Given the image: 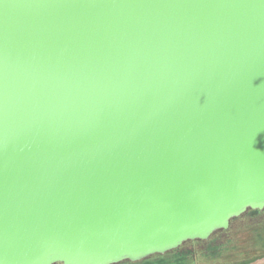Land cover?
Instances as JSON below:
<instances>
[{
    "label": "water",
    "instance_id": "1",
    "mask_svg": "<svg viewBox=\"0 0 264 264\" xmlns=\"http://www.w3.org/2000/svg\"><path fill=\"white\" fill-rule=\"evenodd\" d=\"M264 210V0H0V264H118Z\"/></svg>",
    "mask_w": 264,
    "mask_h": 264
},
{
    "label": "rangeland",
    "instance_id": "2",
    "mask_svg": "<svg viewBox=\"0 0 264 264\" xmlns=\"http://www.w3.org/2000/svg\"><path fill=\"white\" fill-rule=\"evenodd\" d=\"M176 252L153 255L138 262L118 264H264V210H248L231 220L223 235L211 236L203 242L188 243ZM195 251V253H189Z\"/></svg>",
    "mask_w": 264,
    "mask_h": 264
},
{
    "label": "trees",
    "instance_id": "3",
    "mask_svg": "<svg viewBox=\"0 0 264 264\" xmlns=\"http://www.w3.org/2000/svg\"><path fill=\"white\" fill-rule=\"evenodd\" d=\"M251 211H255V212H258V213H261L262 211H259V210H252V209H250ZM231 223V222H230ZM227 232V230H218L217 232H215L212 236H214V235H223L224 233H226ZM197 242H203V240H195V241H188V242H185L184 244H188V243H197ZM183 244V245H184ZM181 247V246H180ZM178 249H180V248H177V249H175V250H172L173 252H176V251H178ZM171 252V251H170ZM169 253V252H168ZM165 254H158V256H164ZM128 262H131V261H128ZM59 264H61V263H59Z\"/></svg>",
    "mask_w": 264,
    "mask_h": 264
},
{
    "label": "flooded vegetation",
    "instance_id": "4",
    "mask_svg": "<svg viewBox=\"0 0 264 264\" xmlns=\"http://www.w3.org/2000/svg\"><path fill=\"white\" fill-rule=\"evenodd\" d=\"M170 252V251H169ZM189 253L191 254H193V253H195V251H189ZM255 261H252V262H250L249 264H252V263H254Z\"/></svg>",
    "mask_w": 264,
    "mask_h": 264
}]
</instances>
